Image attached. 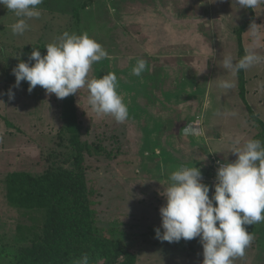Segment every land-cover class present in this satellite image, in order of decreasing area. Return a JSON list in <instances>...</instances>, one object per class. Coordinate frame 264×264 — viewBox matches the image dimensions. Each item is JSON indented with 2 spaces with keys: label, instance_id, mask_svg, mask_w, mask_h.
I'll return each instance as SVG.
<instances>
[{
  "label": "rangeland",
  "instance_id": "1",
  "mask_svg": "<svg viewBox=\"0 0 264 264\" xmlns=\"http://www.w3.org/2000/svg\"><path fill=\"white\" fill-rule=\"evenodd\" d=\"M38 7L40 18L28 20V30L15 35L11 26L19 18L0 5V264L10 261L11 246L29 243L40 218L8 204L4 178L12 172L40 175L62 128L55 94L39 85L29 93L22 82L15 87L12 70L33 49L46 55L45 46L65 31L86 32L107 51L108 58L92 65L89 78L115 73L129 111L124 123L98 118L87 104L86 88L73 94L83 137L100 138L110 153L86 161L98 228L116 239L134 264H202L200 242L187 256L156 246L143 234L161 227L159 210L172 171L180 165L199 168L211 197L218 162L237 158L231 153L232 138L254 139L258 132L239 95L237 73L220 63L229 54L238 61L236 34L250 18L249 8L234 0H43ZM252 11L242 45L244 52L253 47L264 56V4ZM252 23L261 26L259 47L247 33ZM138 58L147 61L139 77L132 74ZM243 75L245 101L264 122V92L258 88L264 64ZM221 79L234 87H219ZM188 123L201 134L185 136ZM244 227L253 240L233 264H264V222Z\"/></svg>",
  "mask_w": 264,
  "mask_h": 264
},
{
  "label": "clouds",
  "instance_id": "2",
  "mask_svg": "<svg viewBox=\"0 0 264 264\" xmlns=\"http://www.w3.org/2000/svg\"><path fill=\"white\" fill-rule=\"evenodd\" d=\"M234 2L249 9L264 4V0ZM42 3L43 0H0V5L19 18L11 26L13 34L22 35L29 28L28 20L40 18L38 6ZM260 29L261 26L252 23L247 31L254 38L255 47L260 46ZM45 49L43 56L38 49H33L29 56L33 63L19 62L12 70L15 87L25 81L29 93L39 85L58 99L86 88L87 104L98 118L110 116L117 123L128 120V106L117 91L115 73L89 78L92 65L108 58L101 44L86 32L77 35L65 31ZM220 63L225 70L236 74L264 64V56L250 47L238 61L233 62L229 54ZM146 69L147 61L138 58L132 74L139 77ZM218 86L231 89L234 83L221 79ZM258 88L264 92V82H258ZM9 96L12 97L11 90ZM182 132L185 136L200 135L201 129L188 123ZM231 153L237 157L234 162H218L211 197L210 187L201 182L202 172L195 166H178L168 176V186L164 189L166 203L159 210L161 227L155 229L156 238L178 243L181 239L190 241L199 237L202 264H233L234 258L245 255L253 240L244 226L264 222V142L234 137ZM75 264H89L88 255L84 254Z\"/></svg>",
  "mask_w": 264,
  "mask_h": 264
},
{
  "label": "trees",
  "instance_id": "3",
  "mask_svg": "<svg viewBox=\"0 0 264 264\" xmlns=\"http://www.w3.org/2000/svg\"><path fill=\"white\" fill-rule=\"evenodd\" d=\"M86 6L87 3H83L82 7ZM249 14L248 22L236 34L238 60L245 54L241 34L253 20L252 9H249ZM21 60L33 63L26 55ZM237 78L241 100L258 128L254 139L264 142V122L254 117L245 101L243 70L237 73ZM22 84L29 86L25 81ZM59 100L62 128L44 159L47 163L42 173L12 172L4 178L8 204L40 216L38 227L31 231L29 243L11 246L10 261L6 264H75L84 254L88 255L89 264H134L130 253L125 252L116 239L106 236L98 228L95 191L86 179L87 158L109 156L110 153L100 138L92 142L83 137L84 129L74 96ZM157 228L160 227H150L143 234L152 244H164L187 256L195 253L199 237L168 243L156 238Z\"/></svg>",
  "mask_w": 264,
  "mask_h": 264
},
{
  "label": "crops",
  "instance_id": "4",
  "mask_svg": "<svg viewBox=\"0 0 264 264\" xmlns=\"http://www.w3.org/2000/svg\"><path fill=\"white\" fill-rule=\"evenodd\" d=\"M255 17H257V16H255Z\"/></svg>",
  "mask_w": 264,
  "mask_h": 264
}]
</instances>
